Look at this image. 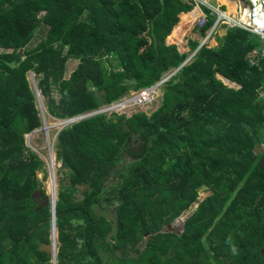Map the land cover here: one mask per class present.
<instances>
[{"label":"trees","instance_id":"16d2710c","mask_svg":"<svg viewBox=\"0 0 264 264\" xmlns=\"http://www.w3.org/2000/svg\"><path fill=\"white\" fill-rule=\"evenodd\" d=\"M193 8L184 0H0V264L52 260L38 249L50 243L52 212L38 178L48 179L46 164L25 146L42 127L28 73L49 114L64 119L171 70L150 115L98 114L59 132L57 174L68 184L59 180L58 264H104L100 250L127 256L128 247L135 264H264V152L256 151L264 145V47L236 28L180 51L175 28ZM213 24L209 16L196 30L205 37ZM43 25L45 38L27 49ZM70 60L78 64L65 78ZM126 154L133 160L114 174ZM112 176L120 182L107 187ZM203 189L211 194L199 202ZM196 203L183 232L164 231ZM103 204H117V221L95 213Z\"/></svg>","mask_w":264,"mask_h":264},{"label":"rangeland","instance_id":"374dc122","mask_svg":"<svg viewBox=\"0 0 264 264\" xmlns=\"http://www.w3.org/2000/svg\"><path fill=\"white\" fill-rule=\"evenodd\" d=\"M238 1V0H235ZM253 1V0H252ZM220 2V1H219ZM217 2V3H219ZM219 4H222L221 2ZM224 5V4H222ZM225 7V6H224ZM226 8V7H225ZM195 23V22H194ZM180 24V23H179ZM176 29V28H175ZM191 29H193V34H189L191 36H193L194 38H201L199 33L196 30V27H192ZM48 27L43 25L40 27V29L37 31V33L35 34V37L29 42L27 49H33L35 48L40 42L41 40H43L46 36ZM196 34V35H195ZM175 36V33H174ZM187 39V38H186ZM174 40V38L172 39ZM185 42V39H184ZM181 48V51L183 52H189L188 48L186 47L185 50ZM193 54V53H192ZM192 54H190V57H192ZM78 64V61L76 60H70L68 62L67 65V70H66V74H65V78H69L70 74L74 71V69L76 68ZM219 77L222 79V77L219 75ZM225 78V77H224ZM28 79L30 81L31 87L35 92L36 95V103H37V107L40 113V117L42 118V127L35 130L34 132H32L31 134H27L25 136V146H27L26 148L29 149L30 151L36 153L42 161H44L46 163V159L49 158V154H50V148L53 149L54 152V157H56V153H55V145L57 142V136L60 132V127H61V119H58L56 117H53L52 115L49 114L47 106H46V99L44 98V96H42L41 92L38 89V79L36 77V75L34 73H28ZM226 79V78H225ZM230 87L232 88H237V85H231ZM131 93V92H130ZM130 93L128 95H126L125 97H129ZM162 89L158 90V94L160 95V97L158 98V101L150 106H145L143 108H131L130 110H128L127 112L130 113L135 112H145L147 114H151L152 112H154L161 104V99H162ZM124 97V98H125ZM122 115V114H120ZM44 129H47L46 131H44ZM47 132V133H46ZM138 147V146H136ZM257 152H264V145L263 144H259L256 148ZM125 161H122L119 166L117 167V169L113 172L114 174H117L120 170H123L124 167L128 166V163H130V161H132L133 159L130 158L127 154L125 155ZM47 165V163H46ZM61 164L60 163H56V168H55V178H54V185H55V189H56V203L58 201V187L60 184L59 180H63L64 184H68V177H66V175L57 174V171L60 169ZM47 172H48V179L47 180H43V173H39L38 174V178L40 181H42V185L43 187H45L47 194L51 197L52 192H51V175L49 172V168L48 165L46 166ZM118 182H120V180L118 178H115L114 176L110 177L107 181H106V186L110 187L114 184H117ZM80 191L78 192V194L76 195V199L77 201H81L83 196H82V192L85 189L84 187H80L79 188ZM211 194V192L209 191H205L204 189L201 190L200 192V197H199V202L204 200L206 197H208ZM117 204L115 205H107V204H103L102 206H96L94 208L95 213L98 216L101 215H105L109 220L112 221H117L118 217H117ZM198 207V203L192 205L190 207V209L186 212H184L172 225L168 226L164 231H173L176 233H181L184 230V222L186 221V219L192 215V213L196 210V208ZM52 234V231H51ZM51 237V236H50ZM49 237V238H50ZM140 238V237H139ZM148 236L145 238H140V241L138 242V246L140 249H144L146 246V240H147ZM39 238L37 237V235L33 234L32 237V241L33 242H38ZM56 244H57V249H56V253H58L59 250V241H58V231L56 229ZM41 245L39 246L38 249H40ZM127 251V256L123 254L122 251H116L115 253L111 254L110 252H104L103 250H100V257L102 259V262L104 264H135L131 261L130 258H128V255L132 256V257H136L137 252L135 251L134 248L132 247H128L126 249ZM55 260V258H54ZM53 258L51 260V264L53 263ZM53 264H58V261L56 259V261Z\"/></svg>","mask_w":264,"mask_h":264},{"label":"built area","instance_id":"2783aa9c","mask_svg":"<svg viewBox=\"0 0 264 264\" xmlns=\"http://www.w3.org/2000/svg\"><path fill=\"white\" fill-rule=\"evenodd\" d=\"M16 1V0H11ZM186 2L192 3L194 8H199L200 16L194 23L193 27L200 29L204 27L209 20V16L214 17L213 26L207 31L206 36L202 37L200 34V46L197 51L205 44L213 41L216 36H222L221 32L223 30L240 28L246 30L260 38L264 47V0H238V5L235 13H228V10L224 8L225 5L217 3L216 0H184ZM207 10L209 12H207ZM44 14V13H42ZM176 44V43H174ZM178 45V44H177ZM181 51V50H180ZM195 51L192 57L196 54ZM259 51H254V55L258 54ZM190 57L188 61L192 58ZM255 61H251L254 64ZM177 70H171L164 75L161 81L155 85L143 88L139 91H133L130 93L129 97H123L118 101H115L109 105H104L100 109L79 114L76 116L61 119L60 131L65 127L77 124L80 121L98 115L107 114L111 116L112 114H122L127 117H131L135 112L128 113L127 111L131 108H143L145 106H150L158 101L160 95L158 90L162 89L166 82H168L175 74ZM163 96V93H162ZM46 163L49 168L51 175V169L56 168V157H54L53 149L50 148L49 158H47ZM45 163V164H46ZM46 165V166H47ZM59 251V250H58ZM58 253H55V260L57 259Z\"/></svg>","mask_w":264,"mask_h":264},{"label":"bare ground","instance_id":"6f19581e","mask_svg":"<svg viewBox=\"0 0 264 264\" xmlns=\"http://www.w3.org/2000/svg\"><path fill=\"white\" fill-rule=\"evenodd\" d=\"M223 4L228 5V9H230V12L228 13H235L236 11V2L234 0H220ZM200 10L199 8H194L192 11L189 13H183L180 15L181 18V24L176 26L175 32L179 35L180 38L184 36L186 32H189L188 30L190 29L188 27L191 26L200 16ZM221 76V75H220ZM222 77V76H221ZM222 79L227 82V80L222 77ZM47 129H44L46 131ZM47 133V132H46ZM54 178H55V170L51 169V192L53 196V199L56 200V189L54 185ZM55 239H56V231H55Z\"/></svg>","mask_w":264,"mask_h":264},{"label":"water","instance_id":"95a60500","mask_svg":"<svg viewBox=\"0 0 264 264\" xmlns=\"http://www.w3.org/2000/svg\"><path fill=\"white\" fill-rule=\"evenodd\" d=\"M223 35H225L227 33V31L223 30L222 31ZM168 43V41H167ZM169 44V43H168ZM178 46H180L178 44ZM227 82H225L227 85L231 86V85H236L233 81L227 79ZM49 203L51 205V212H52V216H51V220H52V234L50 237V243H42L41 247H40V251L45 252L47 254L48 257H50L51 259L53 258V263H54V257H55V251L57 249V244L55 241V231L57 229L56 226V200L53 199V196L50 197ZM52 263V264H53Z\"/></svg>","mask_w":264,"mask_h":264},{"label":"crops","instance_id":"0c3cea01","mask_svg":"<svg viewBox=\"0 0 264 264\" xmlns=\"http://www.w3.org/2000/svg\"><path fill=\"white\" fill-rule=\"evenodd\" d=\"M217 2H219L220 0H216ZM235 1V0H234ZM253 1H255V0H253ZM221 2V1H220ZM219 2V3H220ZM236 2V8H237V5H238V1H235ZM222 3V2H221ZM223 4V3H222ZM225 5V4H224ZM225 7H226V9L228 10V12H230V9H228L229 7H228V5H225ZM194 9V8H193ZM183 14V13H182ZM180 24H181V18H180ZM179 24V25H180ZM193 25H194V23L191 25V26H189L188 25V27L190 28L188 31L189 32H186L185 34H184V36L182 37V38H180L179 37V35L177 34V32H175V36H174V40H176L177 42H178V44L180 45L179 46V49L181 50V48L180 47H182V49H184L185 50V48L187 47L188 48V50L190 51V47H189V41L190 40H198L199 42H200V38H194L193 36H191L192 34H193V29H191L192 27H193ZM176 30V29H175ZM189 34H191V35H189ZM200 34V33H199ZM221 34H222V36H224L223 35V33L221 32ZM194 35V34H193ZM196 35V34H195ZM221 37V36H220ZM187 38V39H186ZM184 39H185V42H184ZM216 39V38H215ZM184 52V51H183Z\"/></svg>","mask_w":264,"mask_h":264}]
</instances>
